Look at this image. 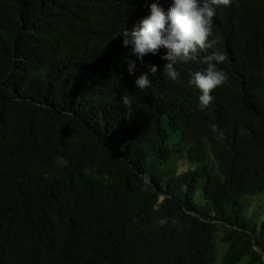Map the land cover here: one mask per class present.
<instances>
[{"label": "trees", "instance_id": "1", "mask_svg": "<svg viewBox=\"0 0 264 264\" xmlns=\"http://www.w3.org/2000/svg\"><path fill=\"white\" fill-rule=\"evenodd\" d=\"M142 1L0 0V264H213L218 235L222 264H264V0L218 6L203 110L204 65L172 81L166 50L134 87L118 33Z\"/></svg>", "mask_w": 264, "mask_h": 264}, {"label": "clouds", "instance_id": "2", "mask_svg": "<svg viewBox=\"0 0 264 264\" xmlns=\"http://www.w3.org/2000/svg\"><path fill=\"white\" fill-rule=\"evenodd\" d=\"M229 3L230 0H143L142 5L148 14L141 16L131 29L124 27L118 33L122 37V45L134 57L125 60L129 76L139 73L134 87L140 92L153 88V81L159 77L160 70L145 64L144 58L166 50L160 58L167 61L163 73L172 81L181 77L178 64L204 65L189 72L187 84L199 91L198 107L201 110L208 107L214 100L212 91L228 79L221 67L226 56L217 47L213 18L218 6ZM120 101L126 110H131L132 101L127 95H122ZM212 129L216 131L217 126L213 124Z\"/></svg>", "mask_w": 264, "mask_h": 264}, {"label": "rangeland", "instance_id": "3", "mask_svg": "<svg viewBox=\"0 0 264 264\" xmlns=\"http://www.w3.org/2000/svg\"><path fill=\"white\" fill-rule=\"evenodd\" d=\"M178 161L184 162V158L178 157L177 158ZM185 162L184 164H181V168H184ZM198 202L199 203H203L201 197H198ZM249 205L251 207L250 213H264V196L261 197H256V198H252L249 200ZM215 243H216V256H215V261L213 262V264H222L223 263V259L225 257L226 251L228 249V245L225 244L224 242H222L221 240V236H216L215 239ZM239 264H248L247 263V259H244L242 262H240Z\"/></svg>", "mask_w": 264, "mask_h": 264}]
</instances>
